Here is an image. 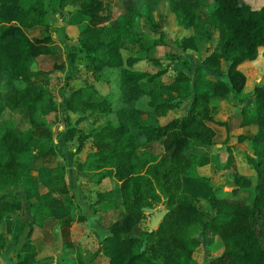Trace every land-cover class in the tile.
Wrapping results in <instances>:
<instances>
[{"label": "trees", "instance_id": "obj_1", "mask_svg": "<svg viewBox=\"0 0 264 264\" xmlns=\"http://www.w3.org/2000/svg\"><path fill=\"white\" fill-rule=\"evenodd\" d=\"M151 1L156 4L159 0ZM250 1L167 0V10L179 27L196 32L203 23L217 36L210 39L192 76L174 70L163 80L167 67L161 66L158 57L147 53L153 45L164 42H150L136 29L137 19L144 18L153 30L163 33L149 13L142 14L134 5L113 15L104 0H59L55 8L59 13L66 6L78 7L68 12L66 19L75 14L85 19L77 44L69 47L68 56L76 62L82 54L98 78L105 71H114L117 76V107L113 106L111 94L87 84L73 89L64 102L65 141H76L75 154L87 144L90 147L85 160L77 164L79 177L99 185L110 179L119 189L120 203L116 205L112 189L97 192V200L105 211L114 209L103 242H115L116 250L107 264H264V82L254 87V99L237 109L240 126L252 128V135L235 136L238 142L248 144L250 154L247 153L246 162L250 172L234 171L231 187L210 190L205 196L210 206L208 213L180 195L186 176L197 183L207 182L195 169L210 160L215 145L213 125L226 126V137L229 135L228 123L215 113L218 101L227 99L231 92L241 93L244 88L245 77L238 65L256 60L258 47L262 48L264 58V2L253 6ZM46 8L45 0H0V88H4L0 114L3 110H24L32 129L21 130L12 119H0V250L9 244L2 224L20 219L23 201L16 193L24 189L32 160L36 154L45 157L54 150L49 138L44 140L33 131L46 127L40 114L49 112L47 100L54 99L44 82L39 81L48 72L35 68V59L41 55L53 57L56 62L52 71L66 67L62 52L52 47V27L47 21L50 12ZM34 26L42 30L39 35L29 36L26 31ZM193 38L184 36L179 49L196 50ZM142 60L151 62L154 70L140 69L137 63ZM221 61L226 65L225 80L208 81L213 84L212 91L204 92L199 70H219ZM143 96L148 98L145 104L150 110L145 119L138 116L140 110L134 107ZM185 100L181 115L158 123L157 116L175 110ZM94 116L107 122L100 128L80 126ZM155 142L162 152L141 150ZM58 167H64L61 161ZM55 177L63 179L58 174ZM53 189L51 200L73 203L66 182L54 185ZM157 205L162 206L160 211L165 210L163 218L152 229L141 227L152 215L143 208L157 211ZM96 210L94 207L93 211ZM57 213L60 214L46 202L32 206L31 219L21 226L26 233L24 248L31 245L34 225L41 226L48 218L57 217L60 226L69 227L76 220L72 212ZM134 229L137 234H133ZM213 236H219L223 249L218 255L196 262L193 251ZM35 263L29 252L15 264Z\"/></svg>", "mask_w": 264, "mask_h": 264}, {"label": "rangeland", "instance_id": "obj_2", "mask_svg": "<svg viewBox=\"0 0 264 264\" xmlns=\"http://www.w3.org/2000/svg\"><path fill=\"white\" fill-rule=\"evenodd\" d=\"M105 4L108 6V9L112 12L113 15L120 14L122 11L126 8H130L134 5H137L139 7V10L142 14L144 13H149L151 16L152 21H154L156 24H158V27L160 30L163 31L162 34L158 32V30H153L151 25L145 21L144 18H138L136 22V29L139 32L144 33L148 40L153 41L156 40L158 42L163 41V44H155L152 47H150L147 55L151 57H158L161 66H166V73L165 75L162 76V79L165 80L169 75L173 73L174 70H183L188 73L189 76H192L194 68H196L204 56V49L206 46L209 44L210 39L216 38L217 33L216 31H213L212 28H209L206 24L200 23L198 26V29L196 32H193L192 30H189V28H181L177 24H175V21L172 17V15L168 12V2L167 0H159L153 3L151 0H104ZM46 2V9L48 12L55 13L56 12V7L58 6L59 0H45ZM77 7V5H70L66 6L64 9L70 11L71 13L74 12ZM203 11L202 8L199 10ZM203 15V13H201ZM66 13L63 16V18L66 19ZM67 20V19H66ZM42 30V27H37L34 26L32 29L27 30V34L29 36H32L34 34H40ZM194 36V42L196 44V50H188L185 49L180 50L179 45L181 39H183L184 36ZM58 36V35H57ZM60 36V35H59ZM57 39V37H56ZM58 47V46H57ZM257 61L253 64H248L245 65L244 72L246 71L247 76L245 79V85L241 93L234 94L230 93L228 98L221 101L220 103L217 102V105L221 108V114L215 113L219 119H227L234 113H232L231 110L233 107L236 109L240 108L241 105L245 104L246 101L251 102L252 99H254V87L258 83L264 82V58L262 57V51L260 50V47L257 49ZM261 53V54H260ZM185 59V60H184ZM56 60L53 57L46 56V55H41L37 57L34 61V66L40 71H45L48 72V75L45 76V78L40 79V82H44L45 87L51 94V91L53 90L54 92H57V89H59V86L63 85L60 87L61 91L66 90L68 87H73L74 89L77 86L81 85H93L97 86L99 91L102 93H109L112 95L113 99V106L117 107L119 106V102L117 101L119 99V91H118V86L116 85V80L117 76L114 71H105L103 73V77L98 78L97 75H95V72H93V67L89 64L86 68V65L88 63L87 59L84 60H79L77 63L78 64H72V66H68L65 71L61 72L60 70L52 71L54 68ZM82 63L85 64L82 68ZM137 66L140 69L148 70V71H153L155 67H153L152 63L149 62L148 60H142L137 63ZM224 68H226V65L224 64V61L221 64V68L214 69V71L210 70H204L200 69L199 70V75L202 76V90L204 92H211L213 84H210L208 81H216L217 79L220 80H225V76L223 75ZM253 71L255 72L253 74ZM67 73V74H66ZM68 75V76H66ZM49 77L51 78V84L48 83L45 79ZM70 79V80H68ZM216 79V80H215ZM45 80V81H44ZM68 86V87H67ZM4 88H0V98L1 94ZM54 98V96H53ZM63 97L56 95V103L60 102V100ZM187 100L183 102L178 108L175 110H171L168 112L167 116L165 119L162 118V120H168L176 115H181L183 113L184 106L186 104ZM135 105L141 107L142 110H146L148 107L146 104L142 101H137L134 103ZM57 106V105H56ZM57 109V108H56ZM55 112L53 111L49 115H43L42 118L45 119L46 121H54L57 120V124L53 129L52 135H53V140H52V147L54 145V148L60 151V149H65L66 155L65 158H62V161L64 162L65 166V172L64 175L67 178V181L69 183V186L71 189L68 190L70 198L72 201L76 202V208L73 213L74 218H78L82 216V208L81 204L83 207H85L86 211H89V209L86 207L89 202L95 199V190L97 188V184L94 182H89L86 183V185L83 186L84 189L90 188L89 190H86L85 193L86 196L82 198L81 200V190H82V178L79 177L81 175V171L78 170L77 164L78 162L81 161L82 159V151L79 154L73 153V148H76V141L68 143L65 147H60V139L64 136V131L67 128V122L65 121V117H62V113L60 112L59 108ZM219 110V109H218ZM58 112V116H57ZM56 113V115H55ZM230 114V115H229ZM238 113H235V116ZM0 119L3 120V118H9L13 119L17 123V127L19 128H26L29 126L28 118L26 116V111L24 110H15V111H7L3 110L2 114H0ZM224 115V116H223ZM75 116V115H74ZM138 116L142 119L147 118L149 115L144 114L142 112H139ZM76 118V117H74ZM94 121H91L90 119L86 122H84L83 125L85 129H93L94 127H101L103 126L104 123H106L107 119H100L97 117H92ZM112 121H115V118L113 116H110ZM227 123L229 122V119L226 121ZM97 125V126H95ZM82 126V123L80 124ZM213 127L216 129L214 132L216 134L214 141H220L222 139L221 133L222 132V127L216 125H213ZM86 152L88 151L87 146H86ZM84 150V151H85ZM141 150H149L152 151L153 153L161 152V146L158 145V143L151 144L149 146L144 147ZM213 153V148L210 153L211 159L213 158L212 156ZM229 150L225 148V152L223 154V159L221 161L222 165H225L226 162H228L230 167H233V160L229 155ZM242 156V162L243 165L239 167L240 170L242 171H249L248 169V164L246 162L245 157ZM58 161H55V166H57ZM74 167L77 169L78 173L76 170H74ZM80 171V172H79ZM231 172L228 174H224L222 176H219V179L217 182H212V187H219V188H224L228 189L229 187L232 186V180L229 178ZM231 177V176H230ZM84 180V179H83ZM231 180V181H230ZM89 186V187H87ZM104 186V185H103ZM114 186V181H109L106 179L105 182V187L111 188ZM84 193V194H85ZM21 195V193H20ZM24 200V197L21 195ZM119 197V196H118ZM200 198L202 196H197L195 198V203L196 205L199 206L201 210L204 212L208 213L210 211V206L206 203L205 198L200 201ZM115 200L117 198L115 197ZM26 200H24L25 202ZM73 202V203H74ZM201 202V203H200ZM27 204V203H25ZM24 205V204H23ZM26 206V205H25ZM162 208V206H158L156 210H159ZM21 217L24 218V221L30 220L31 219V210L29 209V206L25 208V210L20 211ZM14 216V215H13ZM151 220L150 216H148L141 224L140 226L145 228L149 227V221ZM82 226V228H80ZM71 235L67 239H69L71 242L74 240V243L77 246V249H66L64 252L65 257H72L73 260L77 258V256H80L81 259L84 261L86 257H91L92 253H94L97 249L100 250V240L98 238V233H94L91 230H88L85 225H76L75 223L71 226ZM2 232L4 233V227H1ZM27 230V227H26ZM88 231V233H87ZM138 230L134 229L133 234H137ZM8 236V233H7ZM32 241L34 249L38 251L39 255H37V258H40L39 260H36L35 264H60V262H64V260L61 258L62 255L59 254L60 248H61V239H59V224L55 219H52L49 221L48 225L46 227L44 226H38L37 224L34 225L33 227V233H32ZM8 239V238H7ZM10 239V238H9ZM8 239V240H9ZM23 240L21 241L20 244H17L14 241L9 240V244H7L6 248L0 250V262L3 259L4 252L8 250V253L16 252V250H19L21 248L20 246L23 244ZM17 248V249H14ZM38 248V250H37ZM223 249V244L222 242L218 239L213 240L212 244L206 245L202 243L196 250L193 251V257L197 259L199 262L207 260L215 255H218L220 251ZM80 251V252H79ZM37 253H35L36 255ZM69 255V256H68ZM20 256V255H19ZM101 258V259H100ZM10 259L12 264H15L14 261L18 259V256L16 254H12L10 256ZM94 260L98 264H105L106 259L101 257L99 254L95 255Z\"/></svg>", "mask_w": 264, "mask_h": 264}, {"label": "crops", "instance_id": "obj_3", "mask_svg": "<svg viewBox=\"0 0 264 264\" xmlns=\"http://www.w3.org/2000/svg\"><path fill=\"white\" fill-rule=\"evenodd\" d=\"M264 2V0H251L250 3L253 6H259ZM78 8V7H76ZM75 8V9H76ZM70 11L64 9V11L62 13L59 12H55V13H48L47 14V21L50 24V26L52 27V35H53V43H52V47L57 50L62 52L63 57L66 61V67L63 68L62 70H60L61 72L65 71V69L68 66H72V64H78L77 62L79 60H84L86 59L82 54L81 57L78 58V60L75 62L73 61L69 56H68V49L70 46L76 45L77 44V38L79 37L80 34V28L83 23H85V19L78 14H75L73 16L72 19L70 20H66L65 18H63V16L68 15ZM58 35V36H57ZM60 35V36H59ZM57 37V39H56ZM58 46V47H57ZM260 50L262 51V48L260 47ZM261 54V53H260ZM88 60V59H87ZM255 62L257 61L254 60ZM254 61H249L246 60L244 63H241L238 65V70L241 71L246 79L247 73L246 71L244 72L245 69V65L251 64V63H255ZM223 61H221L222 64ZM89 63V62H86ZM225 64V62H224ZM85 64L82 63V68H84ZM87 68V65H86ZM255 72L253 71V74ZM67 74V73H66ZM67 76V75H66ZM46 81H48L49 84H51V78L49 77L45 79ZM44 80V81H45ZM70 80V79H68ZM245 83V82H244ZM63 85V83H62ZM61 85V86H62ZM59 89H57V92H54L53 90L51 91V96H54V99L50 102L49 100H47L46 103V108L47 110H49V112L47 114H40V118L42 119L43 122L46 123V127L43 128H34L33 131H35L36 135H38V137L46 140L47 138H49L51 141L54 139L52 132L54 127L57 124V120L54 119V121H46L45 119L42 118L43 115H49L51 114L53 111L60 110V112L62 113V117H65V110H64V102L66 100V98H69L72 91H73V87H68L66 88V90L61 91L60 87ZM84 86V85H81ZM80 86H77L76 88H79ZM56 95H59L61 97H63L60 102H55L56 100ZM148 98L146 96L141 97L140 99H138L137 101H142V102H146ZM136 101V102H137ZM223 101V100H222ZM219 102V101H218ZM221 102V101H220ZM219 102V103H220ZM248 101H246L247 103ZM57 105V106H56ZM135 108L139 109L140 112L147 114L148 112H150L149 108H147L146 110H142L141 107L135 105ZM219 109V110H218ZM217 111L220 114V116L222 117L221 112V108L219 107V105H217ZM234 111V113H232ZM170 112V111H168ZM168 112L164 115V116H157V120L159 124H164L166 123L168 120H162L165 119V117L167 116ZM217 113V112H216ZM232 115H230L229 118V122H228V133L229 135L226 137V126L223 125V129L222 132H218L221 133L220 135H222V139L218 142V141H214L213 139V144H215L213 146V153L212 156L213 158L210 160L207 164L203 165V166H199L196 167L195 172L197 175L202 176L207 178V182L205 183H197L195 181H193L192 179H190L189 177H184L183 178V190H181L180 195L182 197H184L186 200L188 199V201H192L195 202V198H197V196H202V198H200V201H202L203 198H205V196L207 195V193L210 190L213 189H217L218 187H212V182H217V180L219 179V176L224 177V174H228L229 172H234V171H238L240 173H244L247 174V171H242L239 169V167H241L243 165L242 160V156L245 157L246 159V155L247 153H249V148H248V144L245 142H238L235 138V136L239 135V134H249L252 135V128H250L249 126L246 127H241L240 126V120H241V116L238 113L235 116V113H237V109L235 107L232 108L231 112ZM56 115V113H55ZM57 116H58V112H57ZM217 116V115H216ZM224 116V115H223ZM70 117H75L74 114H70ZM218 117V116H217ZM219 118V117H218ZM94 121L92 119V117H88L86 120H84L82 122V127L84 128L85 125L84 122L88 121V120ZM227 119H220L221 121H227ZM13 120V119H12ZM14 121V120H13ZM65 121L66 117H65ZM15 124H17L14 121ZM218 125V124H217ZM97 126V125H95ZM219 126V125H218ZM219 126V127H220ZM19 128V127H18ZM214 128V127H213ZM21 130H32L30 128V125L27 126L26 128H19ZM214 131L216 130L215 128L213 129ZM216 134L214 135L213 138H215ZM157 143V142H156ZM68 144V142L65 141V133L64 136L60 139V147H65ZM154 144V143H150L147 144V146ZM86 146L88 151L86 152ZM160 146V145H159ZM54 147V145H53ZM89 148L88 144L85 145V147L82 149V159L81 162L83 160H85L88 152H89ZM225 148H227V150H229V155L232 158V162H233V167H230L228 162H226L225 165H222L221 161H222V157L223 154L225 152ZM85 150V151H84ZM73 151H75V148H73ZM152 152V151H151ZM161 152H162V147H161ZM158 153V152H157ZM66 151L65 149H60V151H58L57 149L54 148L53 152L50 153L49 155L43 157V156H38V154H36L37 156H35L36 158L34 160H32L31 162V169L29 170V173L26 176V181L24 182V189L20 190L19 192L16 193V195L22 200L23 198L21 197V195L24 197V200L26 199V193L25 191H27L28 193V201H23V206L22 209L25 210L26 206H29V209L31 210V214H32V206H35L36 203L39 202H46V204H50L53 208L56 209V214H60L57 212H72L74 211V209L76 208V202L69 204L68 200H64L65 202L62 201H57V200H51L50 196L52 197V190H54V185H61V183L66 182L67 186L69 189V183L67 181V178L64 175L65 172V166L63 168H59V163L60 161L63 163L62 158H65L66 155ZM250 154V153H249ZM58 161L57 166H55V161ZM77 168V167H76ZM74 167V170H76V172L78 173L77 169ZM230 173L229 178H231L232 180V185H233V178H232V174ZM58 174V176H61L63 179L55 177ZM231 176V177H230ZM82 178V190H81V200L82 198H84L86 196L87 193H85L86 190H89L90 188H86L84 189L83 186L86 185V181L84 179V177ZM84 179V180H83ZM110 181V179H108ZM230 180V181H231ZM113 181V180H111ZM105 181L102 184H97V188L95 190V199L92 200L91 202H89V204L86 206L89 211H86L85 207H83V205L81 204V208H82V216H84L82 218V220L78 221L77 219L68 227V226H60L59 225V239H61V248L59 251V254L62 255L61 258L64 260V262H60V264H88L89 262H94L95 264H98L96 262V260H94L95 255L99 254L101 257H103L104 259H106L105 264H107V260L109 257L113 256L116 250V244L115 242H103V240L105 239V236L108 235V232L106 231V225L109 223V221L112 218V215L114 213V209L111 207L110 209H107L105 211V209L101 206V203L97 200V192H103V191H107V190H111L112 189V201L114 202V205L119 204L120 203V197L119 196V189L116 186L115 182H114V186L113 187H105ZM218 183V182H217ZM104 185V186H103ZM89 187V186H87ZM68 189V190H69ZM224 189V188H223ZM25 190V191H24ZM21 193V195H20ZM85 193V194H84ZM69 194V192H68ZM56 197H60L62 195L60 194H55ZM70 196V195H69ZM84 196V197H83ZM115 197L117 198V200H115ZM85 199V198H84ZM72 200V199H71ZM27 203V204H25ZM29 203H31V207L29 205ZM201 203V202H200ZM93 204V206H91ZM26 205V206H25ZM98 208V210L93 211V209ZM55 219V221L58 220L57 217H50L47 220H45L41 226H45L48 225L49 221ZM24 221V218L20 216V219L15 220L12 222V224L6 222V224H2V227H4V234L8 233L7 238L10 241H14L17 244H20L21 241L24 239L25 236V232H23L21 230V226H22V222ZM78 224V225H85L87 227L88 230L93 231L95 234L98 233V238L100 240V250H96L94 253H92L91 257H86L84 259V261L81 259V255L77 256V258L75 260H73L72 257H65V250L66 249H77L76 244L74 243V240H72V242L67 239V237L69 238L71 235V228L73 229V227H71L73 224ZM82 228V226L80 227ZM33 233V231H32ZM32 233L30 236V239L32 240ZM88 233V231H87ZM18 236V238H17ZM219 236H213L211 237V239L206 243V245H210L212 244L213 240L216 241V239H218ZM220 240V238H219ZM24 241V240H23ZM221 241V240H220ZM222 242V241H221ZM33 241H31V245H29L28 247L24 248L23 244L20 246L21 248H19V250H16V252H12V253H8V250H6V252H4V256L3 259L1 260L0 264H12L10 259V256H12V254H16L18 256V259H22L24 254L32 252V254L34 255V259L35 260H39L40 258H37V255H39L38 251H36L34 249L33 246ZM14 249H17L14 247ZM38 250V248H37ZM80 252V251H79ZM35 253H37L35 255ZM20 255V256H19ZM69 256V255H68ZM193 256V255H192ZM194 258V257H193ZM17 259V260H18ZM101 259V258H100ZM14 261V263H16V261ZM194 260L198 263L203 262V261H198L197 259L194 258Z\"/></svg>", "mask_w": 264, "mask_h": 264}, {"label": "water", "instance_id": "obj_4", "mask_svg": "<svg viewBox=\"0 0 264 264\" xmlns=\"http://www.w3.org/2000/svg\"><path fill=\"white\" fill-rule=\"evenodd\" d=\"M143 210L147 213H152L151 215V220L149 221V228L152 229L157 225V222L161 220L165 214V210H157V211H152L151 209L148 208H143Z\"/></svg>", "mask_w": 264, "mask_h": 264}]
</instances>
